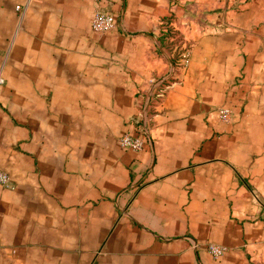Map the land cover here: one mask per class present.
Instances as JSON below:
<instances>
[{
	"label": "crops",
	"instance_id": "0c3cea01",
	"mask_svg": "<svg viewBox=\"0 0 264 264\" xmlns=\"http://www.w3.org/2000/svg\"><path fill=\"white\" fill-rule=\"evenodd\" d=\"M101 6L0 0V264H264V0Z\"/></svg>",
	"mask_w": 264,
	"mask_h": 264
},
{
	"label": "built area",
	"instance_id": "2783aa9c",
	"mask_svg": "<svg viewBox=\"0 0 264 264\" xmlns=\"http://www.w3.org/2000/svg\"><path fill=\"white\" fill-rule=\"evenodd\" d=\"M90 1L94 5L93 13L89 22L91 31L95 33H104L112 29L115 24L114 17L109 11H106L101 6L102 4H106L111 0ZM186 58L187 51H184L180 55V62L172 68L171 73L169 74L167 79H161L160 81L154 83L155 85H158V88L153 95L154 103L153 105L151 104V108L155 109L160 104L165 91L172 84L173 74L177 73V69H182L184 67ZM216 116L220 121L226 122L229 118V110L226 108H218L216 109ZM131 125V130L125 131L118 137V145L123 149L138 151L141 150L145 144V138L148 136L147 130L142 123L136 120L131 121ZM10 185L11 181L8 174L0 169V186L9 188ZM205 250L210 254L212 258H218L223 254L225 248L220 245L209 243L205 246Z\"/></svg>",
	"mask_w": 264,
	"mask_h": 264
},
{
	"label": "rangeland",
	"instance_id": "374dc122",
	"mask_svg": "<svg viewBox=\"0 0 264 264\" xmlns=\"http://www.w3.org/2000/svg\"><path fill=\"white\" fill-rule=\"evenodd\" d=\"M167 20H168V19H162V20H161V24H163V25H167L168 22H169V21H167ZM164 22H165V23H164Z\"/></svg>",
	"mask_w": 264,
	"mask_h": 264
}]
</instances>
